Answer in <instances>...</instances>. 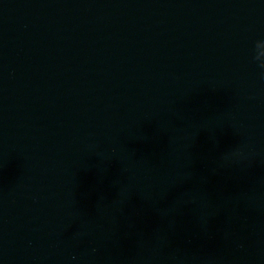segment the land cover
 <instances>
[{
    "label": "water",
    "instance_id": "water-1",
    "mask_svg": "<svg viewBox=\"0 0 264 264\" xmlns=\"http://www.w3.org/2000/svg\"><path fill=\"white\" fill-rule=\"evenodd\" d=\"M264 0H0V264H264Z\"/></svg>",
    "mask_w": 264,
    "mask_h": 264
},
{
    "label": "clouds",
    "instance_id": "clouds-1",
    "mask_svg": "<svg viewBox=\"0 0 264 264\" xmlns=\"http://www.w3.org/2000/svg\"><path fill=\"white\" fill-rule=\"evenodd\" d=\"M253 61L257 62L258 67L264 70V39H259L255 42Z\"/></svg>",
    "mask_w": 264,
    "mask_h": 264
}]
</instances>
